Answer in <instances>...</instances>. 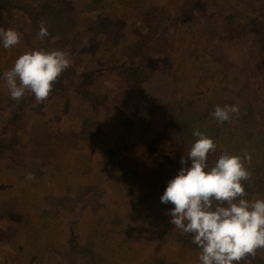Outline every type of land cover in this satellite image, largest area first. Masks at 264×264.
I'll use <instances>...</instances> for the list:
<instances>
[{"label": "rangeland", "instance_id": "rangeland-1", "mask_svg": "<svg viewBox=\"0 0 264 264\" xmlns=\"http://www.w3.org/2000/svg\"><path fill=\"white\" fill-rule=\"evenodd\" d=\"M87 1L65 0L66 9L78 3L76 13L80 16L74 15V9L71 16L77 26L81 25L79 35L61 48L70 60L69 69L60 76L67 89L50 95L43 104L34 99L24 105L25 99H10L5 81L0 78V264H16L18 250L19 257L35 256L36 264H60L66 256L73 221L76 252L85 250L87 263L143 264L158 247L162 255L179 264H199V249L193 248L191 236L182 234L169 222L166 213L173 205L160 202L168 181L181 168V158L171 153V135L178 134V129H166L167 113L174 107L197 111L203 127L212 128L218 136L220 124L210 115L214 106H239V102L233 98L226 75L215 74L221 67L215 61L207 68V64L194 67L187 59L181 76L176 70V56L172 63H166L156 55L155 59L148 57L142 66L146 86L157 104L144 117L135 118L133 110L139 106L135 92L129 81L106 71L111 65L107 61H119L129 52L144 31L145 13L156 6H168L171 11L175 1L125 0L102 14L84 11L82 5ZM229 1L238 11V19H243L241 12L249 6L264 2ZM207 3L209 9L223 7L216 0ZM2 6L0 3V27L18 31L21 39L11 49L0 46V77L21 54L37 50L39 39L31 27L37 25L39 29L42 22H23L17 14L8 16ZM168 22L172 24L173 20ZM45 25L48 26L46 22ZM176 31L174 25L166 26L159 36L170 40ZM226 47L236 56V48ZM190 48L200 54L207 49L197 44ZM209 52L210 49L206 53ZM213 52L202 55V61H212L216 57ZM84 71L95 75L87 88V101L78 90ZM69 97H74L72 105L66 104ZM255 102L260 105L256 111L264 105V100ZM11 111L18 113L11 116ZM88 121L92 124L86 125ZM256 121L251 120V129H256ZM238 141L237 138L236 144ZM109 148L117 150L124 166L119 172L101 164V153ZM153 149L166 157L157 159ZM225 150L231 155H242V150L223 146L218 155L209 153V167ZM256 156L260 159H252L251 179L245 182V198L249 200L264 199V184L252 186L263 173L257 171L256 165L264 157L257 152ZM187 166H191V160ZM29 173L32 179L26 178ZM246 264H264V249H258L255 257H248Z\"/></svg>", "mask_w": 264, "mask_h": 264}, {"label": "trees", "instance_id": "trees-1", "mask_svg": "<svg viewBox=\"0 0 264 264\" xmlns=\"http://www.w3.org/2000/svg\"><path fill=\"white\" fill-rule=\"evenodd\" d=\"M123 1L125 0H89L82 6L83 10L89 14L93 12L102 14L105 11L114 10L113 6ZM174 1L171 5V11H169L168 6L167 9L156 6L157 8L154 7L152 11L144 14L142 18L144 31L136 39L129 52L123 56V59L117 61L111 58L107 61V63L111 62V65L106 71L119 79L129 81L137 97L136 105H139L133 110V116L141 118L157 104V99L154 98L143 78L142 65L148 57L155 59L157 55L159 58L162 57L166 63H172L173 57L176 56V70L181 76L183 65L187 59L191 60L194 67L197 65L206 66L205 64H207L209 65L206 66L207 68H211L210 66L214 65L211 63L215 61L221 66L215 74L218 76L226 75L229 88L231 85L230 90L233 92V98L239 102L238 118H233L223 125L220 124L217 128L218 137L217 134L212 133V128L203 127L197 111L174 107L170 113H167L169 115L165 126L168 130L175 131L174 128L178 129V134L171 135L173 146L171 153L179 158L183 155L187 156L186 151H189L196 139L192 135L193 130L198 128L217 144L216 155L222 151L223 146H226L232 151L246 149L252 153L254 161L260 159L256 156V152L264 157V130L261 131V127H264V105L256 111V106L259 107L260 105L255 102L264 100V2L258 6H249L250 9L241 12L243 19H238L239 13L237 9L233 8V3L229 0H216L217 4H222L221 9H209L207 0ZM0 3L7 11L8 16L17 14L23 22L32 21L33 25L38 20L48 24L46 27L50 36L44 41L38 40L37 50H61L62 47H65L64 44L79 35L81 25L77 26V22L72 20L74 15L80 16L79 13H76L78 6L76 2L70 5L69 9H66L65 0L59 3H56V0H0ZM73 9L74 15L71 16ZM170 19L173 20L172 24L168 22ZM170 25H174L178 29L172 39L167 40L165 37L159 36L164 28ZM31 28L36 35L39 30L37 25ZM54 37L57 39L51 40ZM191 44L204 45L207 48L203 51L205 54L197 53L191 49ZM227 45L236 48V56L230 54ZM208 49L210 52L206 53ZM220 50L221 53L218 54ZM211 51H214L216 57L209 62L202 61V55H211ZM68 76L72 77V75ZM94 76L91 71H84L79 77L78 90L82 94L80 95L82 99L86 101L90 95L87 88L92 83ZM62 79L63 76L54 84L50 95H56L67 89V84ZM198 92L199 94L202 93L201 91ZM31 100H34V97L26 98L24 105L31 103ZM70 103L71 105L74 103V97L67 99L66 104ZM20 106L23 104H19ZM17 113L11 111V116H15ZM252 119L257 120L256 129L250 127ZM90 124H92L90 121L86 122V125ZM237 138L239 141L236 144ZM252 144L255 146L252 147ZM186 145L187 150L185 149ZM1 150L3 147L0 145V152ZM152 152L157 159L162 160L166 157L155 149ZM253 160L250 166L247 165L249 171L251 167L253 168ZM101 164L114 172H119L124 167L117 150L114 148L102 151ZM256 167L257 171L263 170V173L254 179L252 183L254 187L264 184V160L259 161ZM47 214L48 212H46ZM74 225L76 226V223L71 222L70 234L65 247L66 256L64 255V259L59 262L60 264H91L92 262H86L85 250L76 252L78 248L75 243L78 241ZM32 234L33 231L27 234V237L30 238ZM194 247L197 248L193 245ZM18 255H21L19 250L16 251L14 258L17 260L16 264H19V259L23 264L37 263L35 256L24 254V257H19ZM169 259L162 255L157 247L155 252L148 257L146 263L143 264H179L174 259H170L171 261Z\"/></svg>", "mask_w": 264, "mask_h": 264}, {"label": "clouds", "instance_id": "clouds-1", "mask_svg": "<svg viewBox=\"0 0 264 264\" xmlns=\"http://www.w3.org/2000/svg\"><path fill=\"white\" fill-rule=\"evenodd\" d=\"M50 36L45 22L39 24L36 38ZM21 34L0 27V46L11 49L20 43ZM64 50H33L21 54L2 78L12 101L34 97L37 104L49 98L53 85L70 67ZM237 104L214 106L210 115L221 125L238 118ZM195 142L187 156H181L177 175L170 179L160 197L162 204L173 207L166 213L170 223L199 249V264H246L264 249V199H246L245 182L250 181L252 154L242 155L226 150L209 167L208 155L217 150L212 138L198 128L193 130ZM191 166L188 167V161ZM32 179V174L26 175Z\"/></svg>", "mask_w": 264, "mask_h": 264}]
</instances>
